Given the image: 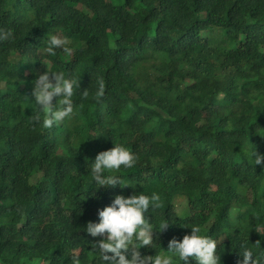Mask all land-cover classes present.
<instances>
[{
    "label": "trees",
    "instance_id": "1",
    "mask_svg": "<svg viewBox=\"0 0 264 264\" xmlns=\"http://www.w3.org/2000/svg\"><path fill=\"white\" fill-rule=\"evenodd\" d=\"M0 29L13 31L0 42V264H103L90 210L153 192L146 216L169 227L142 256L195 224L223 239L221 264H242L247 241L264 261V0H0ZM51 35L73 54L48 55ZM48 71L80 82L75 115L51 129L32 108ZM115 145L138 157L105 173L127 187L96 189L90 167Z\"/></svg>",
    "mask_w": 264,
    "mask_h": 264
},
{
    "label": "clouds",
    "instance_id": "2",
    "mask_svg": "<svg viewBox=\"0 0 264 264\" xmlns=\"http://www.w3.org/2000/svg\"><path fill=\"white\" fill-rule=\"evenodd\" d=\"M12 39L11 29H0V42ZM70 43L67 38L51 35L47 39L44 51L50 56H55L56 50L62 49L65 55L71 56L73 48L69 46ZM34 85L33 119L40 123L43 114V128L51 129L75 115L77 106L72 97L74 89L78 90L80 87V82L75 78L71 76L66 78L64 72L48 71L38 75ZM105 90L103 78H98L95 96L103 97ZM80 95L82 99H86L89 96V89H85ZM57 97L58 102L54 105L53 100ZM137 160V155L121 145L100 152L90 167L96 189L127 187L122 186L123 182L118 176L105 173L118 172L122 168L131 169ZM254 162L256 166L264 167V155H258L255 150ZM159 201L160 196L155 192L151 196L135 194L128 198L117 195L110 206L98 212L99 223H87L85 227L87 234L94 238H102L92 245V251L100 256L103 264H174V258H178L184 264H188L190 260L195 261V264H221V258L217 255V240L201 235V227L195 224L190 227L191 234L185 235L182 241L175 238L170 240L165 254L141 255V248H150L153 245L154 233H162L169 227V224L165 223L161 225L160 231H154L152 223L146 216L150 207L153 210L160 208ZM248 243L249 241L240 245L239 255L242 257V264H264L261 257L255 256L252 249L246 246ZM254 245L260 246V242L257 241ZM72 264H81L78 256L72 258Z\"/></svg>",
    "mask_w": 264,
    "mask_h": 264
},
{
    "label": "rangeland",
    "instance_id": "3",
    "mask_svg": "<svg viewBox=\"0 0 264 264\" xmlns=\"http://www.w3.org/2000/svg\"><path fill=\"white\" fill-rule=\"evenodd\" d=\"M17 10L18 11H20V13L22 14V15H25L26 14V12L28 11V8L26 7V6H20V7H17ZM17 124V121H16V119L13 117L12 119H11V123H10V125L11 126H15ZM80 142H82V141H80ZM100 211V209L99 208H97V209H91L90 210V212L92 213V214H94V215H96V216H98V212ZM223 239L222 238H220L219 240H218V246H219V244H220V242L222 241ZM34 264H37V263H34ZM41 264V263H40Z\"/></svg>",
    "mask_w": 264,
    "mask_h": 264
}]
</instances>
